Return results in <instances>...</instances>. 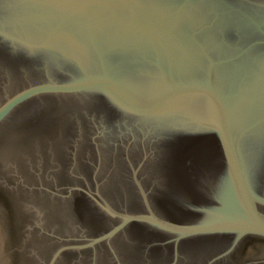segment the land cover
I'll list each match as a JSON object with an SVG mask.
<instances>
[{"label":"water","instance_id":"95a60500","mask_svg":"<svg viewBox=\"0 0 264 264\" xmlns=\"http://www.w3.org/2000/svg\"><path fill=\"white\" fill-rule=\"evenodd\" d=\"M264 0H0V264H256Z\"/></svg>","mask_w":264,"mask_h":264},{"label":"flooded vegetation","instance_id":"af4514ba","mask_svg":"<svg viewBox=\"0 0 264 264\" xmlns=\"http://www.w3.org/2000/svg\"><path fill=\"white\" fill-rule=\"evenodd\" d=\"M255 243H256L255 246L256 254L254 258L257 261L256 264H264V239H257Z\"/></svg>","mask_w":264,"mask_h":264}]
</instances>
